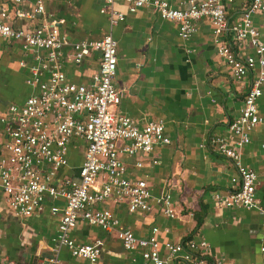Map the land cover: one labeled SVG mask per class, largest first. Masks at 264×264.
I'll return each instance as SVG.
<instances>
[{"label":"crops","instance_id":"0c3cea01","mask_svg":"<svg viewBox=\"0 0 264 264\" xmlns=\"http://www.w3.org/2000/svg\"><path fill=\"white\" fill-rule=\"evenodd\" d=\"M22 1L15 4L12 0H0V9L6 7L9 13L5 22L33 29L41 21L56 20L59 31L76 40L97 39L110 33L117 49L113 83L120 100L116 110L135 119L138 127L159 118L164 121L167 143L156 144L150 154L120 155L128 175L146 180L152 196L161 190L168 191L175 216L166 215L162 205L153 199L148 211L131 212L125 201L113 199L96 207L111 209L124 228L137 237L146 238L157 227L155 237L159 243L205 240L210 254L196 264H264V124L259 123L253 129L241 149V162L257 175L254 187L257 206L226 208L211 197L214 190L227 192L234 187L232 179L238 174L230 159L209 145L200 144L209 135L229 134L228 125L239 113L250 74L244 80L232 76L224 57L215 48L209 17L199 19L197 31L182 39L177 34L176 21L162 18L150 7L130 13L125 3L116 2L114 7L124 11L125 17L111 24L102 0H42L45 13L34 19L15 15L16 7L27 11L34 7V0ZM171 1L180 6L181 0ZM249 3L250 0L225 3L229 26ZM252 20L264 42V11L255 12ZM232 34L231 30H225L219 39L239 56L254 53L245 42L237 46ZM22 59L27 66L20 64ZM99 60L100 54L92 52L76 64L67 50L63 58L67 79L88 84ZM33 62L32 53L23 51L17 39L0 37V117L9 104H21L31 93L25 80ZM257 104L259 114L264 117V82ZM3 130L0 122V156ZM69 150V164L59 170V175L78 180L83 142H74ZM152 159L158 163L152 164ZM137 160L143 162L140 168L134 165ZM45 201L42 211L25 218L17 216L0 195V264H49L48 259L54 255L51 238L60 218V212L52 214L50 208L63 206L65 200L59 197ZM114 231L78 220L69 235L80 244L100 242L101 254L96 264H150L142 259L140 250L126 252ZM58 250L57 264H92L74 258L63 246Z\"/></svg>","mask_w":264,"mask_h":264},{"label":"built area","instance_id":"2783aa9c","mask_svg":"<svg viewBox=\"0 0 264 264\" xmlns=\"http://www.w3.org/2000/svg\"><path fill=\"white\" fill-rule=\"evenodd\" d=\"M15 4L22 0H12ZM31 10L16 7L17 17L36 18L45 13L42 0H34ZM107 6L111 24L123 20L125 12L114 7L123 2L127 11L150 7L165 19L176 21L178 36L189 38L197 31V21L209 17L217 53L224 57L232 76L244 80L250 74L249 84L243 95L239 113L228 125L227 136L209 135L200 146L213 148L230 159L236 167V183L229 191L214 190L211 197L220 206L255 208L257 199L254 187L257 175L241 162L242 146L248 143L249 134L264 117L258 112L257 99L264 82V42L252 16L264 11V0H250L239 19L229 26L225 3L233 0H181L180 6L171 0H102ZM6 7L0 9V37L17 39L23 51L31 52L25 80L31 93L23 103H11L0 117L4 127L3 154L0 156V195L17 216L25 218L42 211L46 199L63 197L64 205L51 206L52 214L60 212L57 230L51 238L54 255L49 264L59 262L56 253L65 247L74 258L86 259L96 264L101 254L100 242L80 244L69 235L78 220L110 231L114 229L122 248L128 253L140 250L144 261L150 264H196L210 254L208 243L203 240H186L182 243L163 241L155 237L158 228L141 238L124 228L111 209L97 208L106 200L125 201L128 210L148 211L151 200L162 205L163 212L175 216L170 194L161 190L155 196L149 192L146 180L128 175L121 153L128 156L150 154L158 143H167L164 121L159 118L138 127L135 119L116 110L118 89L114 85L117 67L116 40L110 33L97 39H70L60 32L55 21H41L35 28L14 26L5 19ZM231 30L240 46L243 42L253 54L239 56L228 44L219 39L220 33ZM79 64L92 52L100 54L97 71L88 84H76L67 79L63 58L66 52ZM43 52V55L41 54ZM26 65L25 60L20 61ZM83 142V158L78 168L79 179L62 174L59 170L69 164L70 146ZM158 163L156 159L150 161ZM143 166L142 160L134 163ZM264 239V235L262 236ZM164 251V255L162 254ZM220 262V261H219Z\"/></svg>","mask_w":264,"mask_h":264},{"label":"rangeland","instance_id":"374dc122","mask_svg":"<svg viewBox=\"0 0 264 264\" xmlns=\"http://www.w3.org/2000/svg\"><path fill=\"white\" fill-rule=\"evenodd\" d=\"M109 201H111V200H109ZM109 201H104V202H102V203H99L98 206H100L101 204H102V205H106V204L109 203Z\"/></svg>","mask_w":264,"mask_h":264}]
</instances>
